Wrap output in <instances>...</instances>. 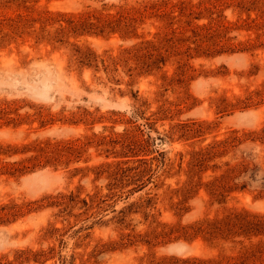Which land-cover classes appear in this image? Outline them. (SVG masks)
I'll return each instance as SVG.
<instances>
[{
  "label": "rangeland",
  "instance_id": "rangeland-1",
  "mask_svg": "<svg viewBox=\"0 0 264 264\" xmlns=\"http://www.w3.org/2000/svg\"><path fill=\"white\" fill-rule=\"evenodd\" d=\"M0 264H264V0H0Z\"/></svg>",
  "mask_w": 264,
  "mask_h": 264
}]
</instances>
